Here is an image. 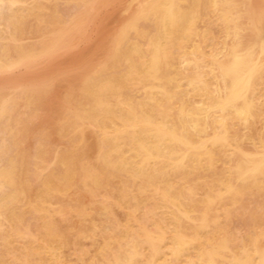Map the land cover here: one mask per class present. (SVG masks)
I'll return each instance as SVG.
<instances>
[{
    "label": "bare ground",
    "instance_id": "6f19581e",
    "mask_svg": "<svg viewBox=\"0 0 264 264\" xmlns=\"http://www.w3.org/2000/svg\"><path fill=\"white\" fill-rule=\"evenodd\" d=\"M0 79V264H264V0H0Z\"/></svg>",
    "mask_w": 264,
    "mask_h": 264
},
{
    "label": "rangeland",
    "instance_id": "374dc122",
    "mask_svg": "<svg viewBox=\"0 0 264 264\" xmlns=\"http://www.w3.org/2000/svg\"><path fill=\"white\" fill-rule=\"evenodd\" d=\"M109 27V26H108ZM106 34V33H105ZM105 34H104V36H105ZM83 48V44L81 43L80 45H79V48H78V50L80 49H82ZM17 73H18V71H16ZM16 74V73H15ZM1 80V79H0ZM83 196L81 195V196H79L78 198H77V202L78 203H80L79 201H81V202H83V200H84V198H82ZM256 200L255 199H252V200H246V201H241L240 203H239V205L238 204H234V205H232V206H230L229 207V209H228V212H227V216L231 219V221H232V223H235V222H237V221H239V220H241L242 218L243 219H245V218H252V217H255V216H257L258 215V211H259V209L255 206L256 205V202H255ZM245 203V204H244ZM247 203V204H246ZM250 203H251V205H250ZM253 203V204H252ZM255 204V205H254ZM250 206V207H249ZM254 206V207H253ZM254 208H255V210H254ZM232 209V210H231ZM235 209V210H234ZM241 209V210H240ZM243 209H244V212H243ZM248 209V210H247ZM238 210H240V211H238ZM249 210H250V213H249ZM238 211V212H237ZM256 212V213H255ZM230 213V214H229ZM243 213H246V214H243ZM249 213V214H248ZM240 215V216H238V218H237V215ZM254 214H257V215H254ZM231 216V217H230ZM235 218V219H234ZM74 219V220H73ZM72 219V223H74V224H76V222H77V219L76 218H73Z\"/></svg>",
    "mask_w": 264,
    "mask_h": 264
}]
</instances>
